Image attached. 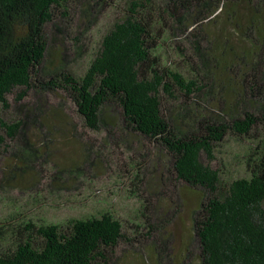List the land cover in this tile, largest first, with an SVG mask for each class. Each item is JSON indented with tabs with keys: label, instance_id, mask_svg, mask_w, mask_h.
Returning a JSON list of instances; mask_svg holds the SVG:
<instances>
[{
	"label": "trees",
	"instance_id": "16d2710c",
	"mask_svg": "<svg viewBox=\"0 0 264 264\" xmlns=\"http://www.w3.org/2000/svg\"><path fill=\"white\" fill-rule=\"evenodd\" d=\"M63 0H0V103L10 107L8 95H18L20 117L7 121L0 108V149L20 141L2 173L4 182L22 180L28 158L39 146L29 129L73 127L148 138L165 150L176 179L208 193L195 210L200 264H264V150L250 177L233 180L219 192L220 170L202 160L215 157V146L228 134L249 135L264 125V0H126V15L103 36L97 55L83 76L55 66L43 67L49 51L48 27ZM198 40L195 47L201 78L162 69L152 49L158 43V24ZM207 42V47L202 42ZM63 56L62 58H64ZM34 88L66 92L76 105L80 124L68 117L49 122V109L26 103ZM187 102L179 104L176 124L165 114L175 90ZM206 93L211 105L190 104L191 94ZM36 106V107H35ZM35 107V108H34ZM59 118V119H60ZM52 133V132H51ZM264 149V147H263ZM9 159V157H8ZM11 175V177L9 176ZM196 191V190H195ZM9 236L0 249V264H108L124 237L123 223L110 212L58 223L29 222ZM27 234V237H21ZM41 237L43 244L36 246ZM186 257V255H185ZM176 260L190 264L184 257Z\"/></svg>",
	"mask_w": 264,
	"mask_h": 264
},
{
	"label": "rangeland",
	"instance_id": "374dc122",
	"mask_svg": "<svg viewBox=\"0 0 264 264\" xmlns=\"http://www.w3.org/2000/svg\"><path fill=\"white\" fill-rule=\"evenodd\" d=\"M125 15L126 0H63L48 27L49 51L43 67L55 66L83 76L99 52L103 36ZM175 26L173 20L170 26L158 24V45L152 53L162 69L178 70L187 79L200 80L195 49L198 40L176 31ZM201 44L208 45L206 41ZM20 91L17 87L8 95L7 109L0 103L7 121L20 117ZM27 93L26 103L37 101L49 109L50 123L60 112L58 121L68 117L80 124L76 105L66 92H45L44 101L35 96L38 92L34 88ZM175 95L165 105V114L174 124L181 110L179 104L187 102L178 88ZM212 95L195 92L189 102L216 109L217 105L207 102ZM48 126L40 130L33 125L29 129L32 142L44 144L38 147V156L28 158L29 168L19 182L15 180L19 179L17 175L4 184L1 178L21 140H9L10 148L0 149L1 250L11 245V232L15 230L20 236L18 227L29 222L58 223L66 229L69 220L110 212L122 221L124 237L113 251L109 250L108 256L116 253L108 264H173L171 254L186 258L187 263L200 264L195 210L208 191L176 179L169 154L157 142L138 134H123L119 128L114 132L103 128L81 133L82 127L76 132L70 126L49 131ZM263 147L264 125L260 124L249 135L228 134L216 144L213 159L202 154L204 162L220 170L219 192H225L233 180L252 175L263 156ZM35 241L38 247L43 244L41 237Z\"/></svg>",
	"mask_w": 264,
	"mask_h": 264
}]
</instances>
